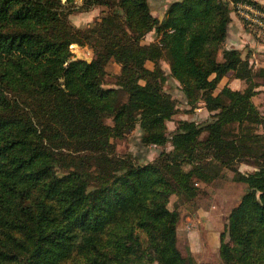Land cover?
Returning a JSON list of instances; mask_svg holds the SVG:
<instances>
[{
	"label": "trees",
	"instance_id": "trees-1",
	"mask_svg": "<svg viewBox=\"0 0 264 264\" xmlns=\"http://www.w3.org/2000/svg\"><path fill=\"white\" fill-rule=\"evenodd\" d=\"M239 1L178 0L160 19L150 0H86L82 10L103 14L78 28L75 0H0V264H216L182 255L181 215L170 206L176 195L197 211L200 183L216 178L211 164L247 185L218 264H264V110L253 102L264 68L226 48ZM73 44L92 46L93 59H73ZM112 59L119 84L106 87ZM231 72L244 89H219ZM168 74L211 122L184 119L168 131L177 112ZM137 126L144 145L163 147L153 162L116 152L113 140ZM250 161L255 171L232 167Z\"/></svg>",
	"mask_w": 264,
	"mask_h": 264
},
{
	"label": "rangeland",
	"instance_id": "rangeland-1",
	"mask_svg": "<svg viewBox=\"0 0 264 264\" xmlns=\"http://www.w3.org/2000/svg\"><path fill=\"white\" fill-rule=\"evenodd\" d=\"M63 2L66 5L68 4L66 0H63ZM85 2L86 0H75V2L69 3V9L71 11V14L69 15L70 22L78 28H87L89 26H94L103 14V7H94V5L88 7V9L82 10L80 6ZM71 49L73 52V59H85L91 61L94 57L92 46L88 45L82 47L79 44H73L71 46ZM148 64L154 67V64L152 62H148ZM162 66L164 69H166V72L169 73L167 61H162ZM106 70L107 73L105 76V86L117 87L119 84V76L121 74V66L117 62H115V60L112 59L108 63ZM163 89L172 97V99L175 100L177 110L173 118L167 122L169 132L173 131L177 127L178 122L180 120L186 119L205 124L211 122L214 119L212 113H209L206 108L200 109L204 106L202 102L198 104L196 108H193L190 104H188L187 98L183 90L181 89L180 83L176 79L171 77L169 74L167 76V81L164 82ZM258 94L253 98L254 103H257V106L261 107L262 110H264V95ZM120 96L122 102L127 101V91L121 89ZM107 122L112 124V119H107ZM230 129L232 131H235V126H231ZM261 130L262 129L259 128V131ZM141 132L142 131L140 127L137 126L131 133L124 136L123 138L114 139L113 142L115 143L117 154L121 156L132 157L135 161L140 163H148L155 161L159 157L160 152L163 150V147L155 148L152 146L144 145L141 142ZM206 136L207 133L203 134L202 139ZM167 149H170V146H168ZM243 164L254 165L255 163L253 161H250ZM238 165L241 166L242 164L240 165L239 162H235L232 167L238 168ZM211 166H214L210 169L216 176L215 180L209 186L205 183H200L201 192L199 193V196L192 199L194 203L198 205V208L200 205L206 206L207 203L210 204L215 200L224 202L226 193H228L229 190L234 187V185H238L237 187L239 190H242V186L239 185H244L245 191L247 190V185L244 182L235 181L233 179V177L235 176V172L231 168L215 166V164H211ZM184 168L187 171L191 168V166L186 163L184 165ZM189 201H191V199L174 195L171 198L170 206L179 210L181 218L185 216H192L197 211L195 210L196 212L194 213V209L190 207L191 204H189ZM231 204H229V206ZM229 206H224V209H227L228 211L231 207Z\"/></svg>",
	"mask_w": 264,
	"mask_h": 264
},
{
	"label": "crops",
	"instance_id": "crops-1",
	"mask_svg": "<svg viewBox=\"0 0 264 264\" xmlns=\"http://www.w3.org/2000/svg\"><path fill=\"white\" fill-rule=\"evenodd\" d=\"M174 1L178 0H150L152 14L162 19L169 5ZM254 1L264 6V0ZM231 19L226 48L240 50L242 56L248 58L254 68H264V35H261L257 28L246 24L235 10L231 12ZM154 38L155 33L152 31L148 34L145 42L149 43ZM148 67L153 68L149 64ZM226 85L236 90L246 87L243 80L233 76V72L223 77L219 84V89ZM259 90L261 92L258 95H264V86H261ZM202 104L204 106L200 109H205V103L202 102ZM256 105L258 104L256 103ZM259 108L262 110L261 107ZM256 169L254 165L250 164H242L239 167V170L242 172H252ZM237 186L234 185L226 193L224 202L215 200L210 204L207 203L206 206L200 205L194 215L181 218L177 227V245L184 257H192L197 263H221L219 253L221 234L225 231L228 215L240 203L244 192H246L244 185H239L242 186V190H239ZM229 204H231V207ZM224 206H229L230 209L227 211V209H224Z\"/></svg>",
	"mask_w": 264,
	"mask_h": 264
},
{
	"label": "built area",
	"instance_id": "built-area-1",
	"mask_svg": "<svg viewBox=\"0 0 264 264\" xmlns=\"http://www.w3.org/2000/svg\"><path fill=\"white\" fill-rule=\"evenodd\" d=\"M235 11L251 27L258 29L261 35H264V6L256 5L252 2L241 0L233 3ZM191 229L190 226H188Z\"/></svg>",
	"mask_w": 264,
	"mask_h": 264
},
{
	"label": "water",
	"instance_id": "water-1",
	"mask_svg": "<svg viewBox=\"0 0 264 264\" xmlns=\"http://www.w3.org/2000/svg\"><path fill=\"white\" fill-rule=\"evenodd\" d=\"M88 61V60H87Z\"/></svg>",
	"mask_w": 264,
	"mask_h": 264
}]
</instances>
